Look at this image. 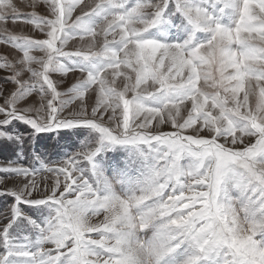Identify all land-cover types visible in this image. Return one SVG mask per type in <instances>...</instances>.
Segmentation results:
<instances>
[{
    "label": "snow or ice",
    "instance_id": "snow-or-ice-1",
    "mask_svg": "<svg viewBox=\"0 0 264 264\" xmlns=\"http://www.w3.org/2000/svg\"><path fill=\"white\" fill-rule=\"evenodd\" d=\"M41 4L0 0L45 37L0 38V264H264V0Z\"/></svg>",
    "mask_w": 264,
    "mask_h": 264
},
{
    "label": "rangeland",
    "instance_id": "rangeland-1",
    "mask_svg": "<svg viewBox=\"0 0 264 264\" xmlns=\"http://www.w3.org/2000/svg\"><path fill=\"white\" fill-rule=\"evenodd\" d=\"M31 0H12V3H14L18 9V14L22 16L31 15L33 12L36 15L45 16L46 15V9L41 4L36 8L29 7ZM86 4H91L94 2V0H84ZM76 13H74L75 15ZM17 35V36H28L34 39H43L45 38L43 33L36 31L32 28L31 25L24 24L21 21H17L16 23H13L11 20H9L6 23H0V38L5 37L7 35ZM111 39V38H109ZM84 43L80 42L78 40H70L68 44L65 46L66 50H72L74 48L83 47ZM16 55L15 50L12 49L10 46L5 44H0V58L6 57L9 60L13 59ZM34 55H41L40 53H34ZM3 73H0L2 75ZM79 77V73L72 74L69 73L67 78L60 77L57 74H53L52 78L54 80L60 81L63 80V83L60 85V90L64 91L68 87L71 86V84L75 83L77 78ZM13 86L8 85V88L11 89ZM131 94H129L130 96ZM34 100L38 102L39 98L34 97ZM2 102V101H0ZM165 130H170V128H166ZM6 158L14 159L15 157L12 156L10 153H6L3 151H0V165L3 164L4 160ZM38 166V165H37ZM42 177H37V179H41ZM16 184L15 180L7 179L0 181V191H3L5 188H11ZM8 203V198L4 196H0V211H4L6 209ZM96 219V218H93ZM148 235H151V232L148 233Z\"/></svg>",
    "mask_w": 264,
    "mask_h": 264
}]
</instances>
